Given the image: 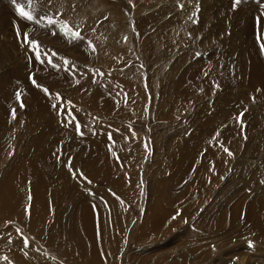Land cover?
<instances>
[{
  "label": "rangeland",
  "instance_id": "374dc122",
  "mask_svg": "<svg viewBox=\"0 0 264 264\" xmlns=\"http://www.w3.org/2000/svg\"><path fill=\"white\" fill-rule=\"evenodd\" d=\"M83 1L88 0H32L31 5L28 0H0V139L9 152L0 164V181L14 151L28 142L39 167L52 169L44 181L49 193L67 187L66 196L51 197L46 204L51 211L63 203L57 217L46 211L35 230L28 227L37 212L27 189L25 216L0 224V260L80 264L72 249L63 254L54 229L57 220L64 223L72 216L73 206L83 210L90 204L77 199L82 184L76 179L83 178L88 186L83 192L95 190L93 202L106 205L98 194L104 191L110 207L118 201L129 222L116 241L113 264H218L220 257L237 264L238 259L252 262L262 256L257 261L264 264V0H241L235 8L234 0H120L109 9L118 15L116 20L111 15L112 21L99 0L90 14L72 18ZM146 3L153 10L167 9L150 17L156 13L147 11ZM17 4L26 11L41 10L39 21L22 18ZM130 7L138 11L129 14ZM144 18L149 20L141 22ZM118 24H123L118 31L124 25L129 31L113 38L109 34ZM103 25L107 34L102 36ZM68 28L80 38L66 36ZM24 32L39 42L45 63L35 59ZM78 54L82 63L73 60ZM252 63L257 65L255 79L259 77L254 86L243 80ZM32 74L41 88L32 84ZM112 101L117 105H103ZM87 127L108 137L110 161L125 163L117 176L111 175L113 182L90 178L93 141ZM116 149L122 151L119 156ZM167 167L177 172L170 181L164 178ZM153 182L166 191L154 197L163 209L150 213L147 203L157 190ZM123 183L132 187L130 198L119 190ZM87 226L98 253L104 242L97 211ZM114 232L107 225L104 234ZM77 234L88 245L81 218ZM87 248L86 264L100 255L103 259V251L91 256ZM183 252L186 258H181Z\"/></svg>",
  "mask_w": 264,
  "mask_h": 264
},
{
  "label": "bare ground",
  "instance_id": "6f19581e",
  "mask_svg": "<svg viewBox=\"0 0 264 264\" xmlns=\"http://www.w3.org/2000/svg\"><path fill=\"white\" fill-rule=\"evenodd\" d=\"M73 1L79 3V0H72V2ZM141 1L142 0H140V2ZM98 2H99V0H88L85 2L83 1V4L81 3V5H80L81 8H79L76 12L72 13L71 17L76 18L80 15L85 16V15L90 14L91 11L93 10L94 6L96 4H98ZM115 2L116 3H108L105 0L103 2H101V3H103V7L105 6L106 10L108 11L107 17L109 16L108 19L110 21H112L111 15L115 14V16L113 15L114 20H116L118 15L115 12L110 11L109 9L113 5L122 4V2L120 0H115ZM143 6L148 7L147 11L156 13V14L150 13V17L160 16L163 13H165V10L167 9L166 6H163V7L159 8L158 10H153V9H151V5H149L147 3L144 4ZM126 7L128 9L129 6L126 4ZM131 8L132 7L129 8L127 13L130 14V13H135L136 11H138V9H136V8H133V9H131ZM192 12H194V11H192ZM189 16H191V15L185 16L186 21L188 19L190 20ZM81 18H83V17H81ZM147 20H149V19H145L144 21H141V22H145ZM122 25L123 24H118L117 26H114V28L117 27V29H113V33H111L109 35L113 38H118L119 34H123L124 32L127 33L129 31L127 25H124L122 27V29L120 31H118ZM103 27L104 28H103L102 36H103V34H107L106 26L103 25ZM162 27L164 28V25H162ZM103 52L108 53V49L105 48L104 42H103ZM81 58H83V56ZM81 58L78 54V56H75L73 58V60L78 62V63H82L83 60H81ZM245 64H247V63H245ZM248 67H251L250 71L248 70ZM248 67L245 69L246 70L244 72L245 77L243 80L246 83H247V80L250 81L251 82L250 85L254 86V84L257 83L258 78H259L258 77L257 79H255V76L257 74V65L252 63V65L250 64ZM58 73L62 74V72H60V71H58ZM79 74L82 75V72H79ZM61 80L63 82H70L67 78H61ZM83 81L85 82V84H87L88 87L93 86L91 84V81L88 78H83ZM257 84H259V83H257ZM263 98H264V95H263ZM49 99L46 97L44 100V103L47 104ZM103 105L105 107H113L114 105H117V102L112 101L108 104H103ZM261 107L264 108V104ZM43 108L45 109V107H43ZM160 118L162 119L163 117H160ZM88 131H89V134H90L91 139L93 141V146H92V148L90 147V149H89V154L91 156V160L88 159V161H87V164L92 168V174H91L90 178L94 181L101 179L104 181H112L113 182L114 180H112L111 175L114 174L117 176V174H118L117 172L124 169L123 167L125 166V163L119 162V161H110L111 151L108 149L109 148L108 145H110L112 143L109 141L108 137H106L104 134H99V132H97L96 130H91L90 128H88ZM2 145H3L2 140L0 139V164L2 163L1 161H4L5 158L8 156L7 154H4L5 152L6 153L8 152V151H5L6 145H4V146H2ZM121 145H123V144L121 143ZM209 145H210L211 149H214V146H213L214 144H210V142H209ZM121 152L122 151H120L119 149H116V151H115L116 156H119ZM3 156H4V158H3ZM11 157H12V162L9 166L6 167V169L4 171L7 173L5 176H2L1 181H0V224H2L3 222H8L10 220H18L20 217L25 216L26 210L24 209L25 208L24 203L27 199L26 191L29 188V191L31 192L30 196L34 200V205H33L32 209L35 212H37V214L33 213V215L31 216V218L29 220V222L31 224L30 226L27 225L25 218L22 221L26 223V226L35 230L36 227H38V225L41 222L39 218H41V216L46 211L49 212L48 217H51L54 215H55L54 216L55 218L57 217L56 214L58 213L59 208H61L63 206V203H60V204L54 206L53 208H51V211L47 210L46 204L47 205L50 204L51 197L52 198H60V197L66 196L67 195V187H63L62 188L63 190L59 188L58 190H55V191H52V193H49L48 186L45 185L44 181L46 180L47 175L51 173L52 169L50 168V171H48V170H43L42 168L39 167L34 155L32 154L30 143L27 142L25 146L19 148V150L14 151V155H12ZM167 161H172V160H167ZM59 164H61V163H59ZM165 170H168V172H169V174L167 176H164V178L167 181H170L175 176H177V172L172 167H167V168H165ZM129 171H131V170L129 169ZM158 171L159 170L157 169L154 171V173L157 174ZM131 174H133V172ZM120 176H122L124 179H126L124 177V175H120ZM127 178L129 180L133 179V177L132 176L130 177L129 175ZM76 180L82 184V186H81L82 191H77V193H76L77 199L85 198L86 200L89 201L90 204L87 205L83 210H80L78 207L73 206L72 207V210H73L72 216L70 218L65 219L64 223H63V221H59V220H57L55 222L54 232L57 234V237L62 240V243L60 245L63 246V254L69 255V250L72 249L73 250L72 256L76 260L81 262L80 264H86V261L89 257V250L87 247H89L91 250L90 251L91 256L96 255V253H97V241H96L95 237L93 236V234L89 231L88 226H87V222H88V219L90 218V216L93 214V212L97 211L99 218H100V222H101L102 242H104V243H102L103 249L101 248L102 250H99L97 254H101L100 251L101 252L103 251V259L100 258L101 257V255H100L97 260L91 262L90 264H113V262H111L110 259L114 258V254L116 252V241L118 238H120L119 234H122L124 232L125 228L129 224V222L127 221V218H126L125 214L123 213L122 209L119 207L118 201L113 200L112 201V208H111L110 204H109L108 196L106 195V193H105V195H103L104 191L99 190L98 194L102 195L103 200L106 202V205H103L99 202L96 204V202H93V200H92L93 199L92 196H93V193L95 192V190H93V191L89 190V191L83 192L88 187L87 184L84 183L85 181L83 180V178H79ZM123 185H125V186L120 187V189H119L120 192L123 194H126V197L130 198V193L132 192L131 185L128 186L125 183H123ZM153 185L155 186V188L157 190H154L152 192V195H151L150 199L148 200L147 207H146V211H148L150 213L156 211L159 208L163 209V204L159 205L154 200V197L159 193H161V196H164L165 195L164 191H166L164 189V186H161L156 182H153ZM48 198H49V201H47ZM71 201L72 200L66 201L65 205L68 206ZM19 202H21L22 204H20ZM41 206H43L42 210L40 208ZM161 213H163V212H161ZM100 216H103V220L101 219ZM147 216L149 218H151L149 215H147ZM80 218L82 220V224H83L86 236L89 240L88 245L85 243L81 244L79 242L80 240H79V236L77 234V226H78V222H79ZM62 223L64 224L63 226H62ZM149 223H150V225L152 224V219L150 220ZM107 225L114 228L116 233L114 232V235L112 234L113 236H109V235L107 236L106 234H104L106 231ZM109 234H110V232H109ZM24 255L27 258H29L27 253H24ZM186 256H187L186 253L183 252L181 258H186ZM262 257L261 258L258 257L256 259L259 261V259H261V260L263 259ZM245 260H247V262H249V258H245ZM245 260L242 258V259H238V261L237 260L236 261L238 262L237 264H247V262H245ZM257 260L249 262V264H261V262H258ZM204 262L205 261L203 260L200 264H203ZM218 262H219L218 264H234L233 262L227 261L226 259H223L221 257L218 259ZM234 262H235V260H234ZM262 262H264V261H262ZM0 264H5V263L2 260H0ZM10 264H13V263L11 262Z\"/></svg>",
  "mask_w": 264,
  "mask_h": 264
},
{
  "label": "snow or ice",
  "instance_id": "6c2138e0",
  "mask_svg": "<svg viewBox=\"0 0 264 264\" xmlns=\"http://www.w3.org/2000/svg\"><path fill=\"white\" fill-rule=\"evenodd\" d=\"M28 2L31 5L32 0H28ZM240 3H241V0H234L233 7L235 8L236 6L240 5ZM180 6L183 7V5H180ZM17 9H18L19 15L22 18L26 19L27 21H36V22H38L36 20V17L33 15V13L31 11H26L25 8L21 4H17ZM49 23H51V18H49ZM69 33H71V35H72V37L74 39H79L80 38V33L79 32H72L71 28H68V30L65 32V35L67 36ZM20 34H21L20 28L17 27V35L19 36ZM24 42L30 44L33 47V50L35 51V59L39 60L40 63H42V64L45 63V60L41 59V53L39 51V48H40L39 42L34 40V39H31L27 32H24ZM261 50L264 51V43H261ZM46 62L49 63V64H52L53 67H56V65L53 63L51 58H48ZM34 75L35 74L30 75V80H31L32 84L34 86L38 87V88H41V85H39L37 83V80L35 78H33ZM42 91L44 93H46V94L51 96V94L49 93V90L47 88H42ZM20 95H21L20 92L16 93V97H17L18 100H20ZM55 98L57 100L61 99L59 94H56ZM19 106L20 107H24V104H23L22 101H21ZM52 107H53V109H56L57 111H59V109L57 108V105L55 103L52 104ZM65 115H67L68 121L71 122L72 121V117L70 115L66 114V113H65ZM12 116H13V118H15V109L12 110ZM241 123H242V120H241ZM75 128H76V130L78 132L80 131V125L79 124H76ZM80 134L83 135L82 132H80ZM133 135H135L134 131H133ZM217 135H218V133H217ZM224 151H226L229 155H232V153L228 149L225 148ZM67 166L69 167L70 170L72 169V165H71L70 162L68 163ZM73 174L75 175V173H73ZM80 175L83 176L82 173H80ZM84 179L87 180V177H84ZM87 182L91 183L90 180H88ZM249 243H250V246H252L251 242H249ZM5 259H7V257H5Z\"/></svg>",
  "mask_w": 264,
  "mask_h": 264
}]
</instances>
